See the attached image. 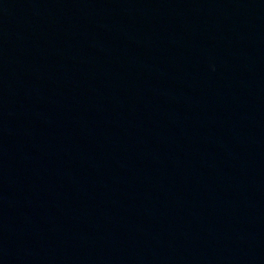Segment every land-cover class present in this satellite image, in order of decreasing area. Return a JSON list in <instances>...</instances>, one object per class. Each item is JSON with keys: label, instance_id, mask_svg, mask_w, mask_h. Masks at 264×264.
I'll return each mask as SVG.
<instances>
[{"label": "water", "instance_id": "95a60500", "mask_svg": "<svg viewBox=\"0 0 264 264\" xmlns=\"http://www.w3.org/2000/svg\"><path fill=\"white\" fill-rule=\"evenodd\" d=\"M0 264H264V0H0Z\"/></svg>", "mask_w": 264, "mask_h": 264}]
</instances>
